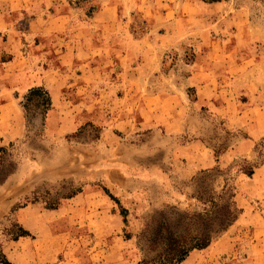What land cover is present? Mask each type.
<instances>
[{
  "label": "rangeland",
  "instance_id": "374dc122",
  "mask_svg": "<svg viewBox=\"0 0 264 264\" xmlns=\"http://www.w3.org/2000/svg\"><path fill=\"white\" fill-rule=\"evenodd\" d=\"M18 1L2 0L1 9L5 12L12 9L7 16L13 21L34 16L37 8L33 5L12 4L14 7H11V3ZM52 1H58L61 6L56 3L50 7L47 0L45 12L64 17L69 25L77 27L76 32L85 29L84 21L95 19L89 24L93 26L87 27L101 36L107 32L95 23L97 19H107L114 22L113 29L109 30L111 38L118 40V36L126 35L153 43L150 55L145 58L150 60V56L157 55L160 65L149 80L156 85L159 96L171 95L164 103L158 96L156 110L166 116L176 108L179 112L175 113L189 116V125L178 132H167L161 122L154 120L149 126L137 122L133 127L119 124L122 113L127 110L123 104H118L116 94L120 96V90L109 87L122 80L117 72L127 67L130 59L114 51L113 44L112 56L104 61L95 56L90 64L94 67L90 81L96 88L91 89L89 97L105 98L95 100L94 107L88 104L74 109L72 115H76L78 123L74 130L61 135L48 134L42 123V107L37 105L42 96L34 97L26 104L30 123L26 125L25 136L0 146L5 149L0 151V157L13 166L12 173L0 185V249L18 233L20 224L13 211L17 206L49 209L71 201L75 221L81 222L82 213L86 212L94 220V229L118 226L121 236L128 233L133 245L121 255L128 264H138L141 251L136 246L137 235L154 211L167 206L184 211L201 209L191 194L195 177L205 169L189 171V162L177 150L180 145L194 141L216 152L217 159L228 151L223 161L213 166L222 175L216 182L212 178L206 181L216 190L224 180L235 186L240 213L206 248L193 250L180 264H264V195L245 185L246 175L241 172L244 160L263 162L264 139L254 143L253 158L247 157L251 152L234 154L235 144L246 134L240 128L226 126L225 117L213 112L211 104L220 106L231 101L236 111L251 104H264V89L248 97L237 90L230 75L240 72L244 80L251 75L252 54L264 43V0H217L221 6L210 8L204 4L217 1L90 0V4L81 7L70 6L66 0ZM184 2L188 5L181 7ZM90 5L96 7L92 15H88ZM14 28L21 31L26 26L17 24ZM70 29L65 32L69 33ZM156 50L161 51L154 54ZM199 60L205 63L202 66L216 69L218 77L210 90L212 99L208 106L195 102L198 90L187 82L188 74ZM83 70L85 66L78 71ZM66 110L67 107L62 108L61 116ZM13 199L15 201L9 203ZM123 209L126 223L120 215ZM114 216L118 219L116 223ZM77 231L87 233L82 242L89 247L90 259L106 257L109 262L114 261L115 257L106 252L114 235L93 239L89 230L78 228Z\"/></svg>",
  "mask_w": 264,
  "mask_h": 264
},
{
  "label": "crops",
  "instance_id": "0c3cea01",
  "mask_svg": "<svg viewBox=\"0 0 264 264\" xmlns=\"http://www.w3.org/2000/svg\"><path fill=\"white\" fill-rule=\"evenodd\" d=\"M183 1L185 0L180 2ZM46 3L47 0H19L11 3V7H14L12 4H25L37 8L34 16L13 21L12 17H8L12 9L5 12L1 9V4L4 2L0 0V146L25 136L26 120L21 100L32 87H43L49 94L50 107L44 116V127L47 133L54 136L74 130L78 124L75 121L76 115H72L74 109L78 105L89 104L88 107H94L95 100L101 101L105 98L89 97L91 89L96 88V84L90 81L93 75L92 68H94L90 64L95 56H99L98 58H102L103 61L112 56L113 44L114 51H119L121 56L123 55L122 58L130 59L128 66L117 72L122 80L111 83L109 87L120 90V96L116 94L118 104H123L127 110V113H122L123 117L119 124L133 127L137 122L141 126H149L154 120L158 124L161 122L163 129L167 132L168 130L178 132L188 128L189 116L184 113L177 114L179 111L176 108L168 111L166 116L156 110L159 92L156 91V85L149 80V76L158 72L160 61L157 55L150 56V60L145 58L150 55L149 48L153 46V43L145 38H130L126 35L118 36V40L111 38L109 30L111 27L113 29L114 22L107 19H97L95 23L107 32L102 31L101 36L87 27L93 26L89 24L95 19L84 21L85 29L76 32L77 27L69 25V21L64 20V17L46 13L44 9ZM56 3L61 6L58 1L52 0L49 5L51 7ZM186 5L188 2L182 3L181 7ZM200 6L202 8V5ZM204 6L218 7L221 3L210 2ZM17 24L26 26V29L18 31L14 28ZM69 28L72 30L66 33L65 30ZM262 45L263 47L252 54L250 60L252 65H249L251 75H247L245 80L242 79L240 72L235 75L230 74L233 78L229 77V80L233 79L237 90L243 91V94L248 97L254 96L255 93L259 94L264 89V43ZM160 51L156 50L153 53L158 54ZM135 58L139 62L136 63ZM202 65L205 66L202 60L194 64L196 67L191 70L190 75L188 74L187 82L198 90L195 102L208 106L212 99L210 90L214 88L218 77L216 69ZM84 66L85 70L80 73L78 70ZM198 76H202V79H196ZM82 79L87 81L83 82ZM160 95H162L159 97L163 103L166 99H171L170 93ZM109 98L112 99L110 96ZM211 104L214 105L213 112L225 117L226 126L240 128L246 134L244 139L235 144L234 154L247 155L251 152L252 155L247 157L253 158L254 143L264 139V104H251L239 111H236L235 103L231 101L220 106L213 102ZM65 107H67L65 115L61 116L62 108ZM132 121L133 124H131ZM177 150L180 156L189 162V168L187 167L189 171L211 168L221 163L228 154L225 150L216 159L212 149L194 141L180 145ZM246 180L245 185L251 187L256 193L264 195V161L254 169L251 176H246ZM14 201L13 199L9 203ZM14 213L17 222L30 235L20 236L3 246V253L11 264L129 263L122 258L121 254L132 248V238L121 236L118 226L113 229L109 226H99L100 230L94 229V220L90 219L86 212L82 213L84 217L81 222L75 221L71 201L54 209L32 210L20 207ZM113 219L115 223L118 222L115 216ZM78 228L89 230L93 239L114 235L106 249V252L115 257L114 261L109 262L106 257L96 261L90 259L89 247L82 242L86 237L83 235L87 233L85 231L77 233Z\"/></svg>",
  "mask_w": 264,
  "mask_h": 264
},
{
  "label": "trees",
  "instance_id": "16d2710c",
  "mask_svg": "<svg viewBox=\"0 0 264 264\" xmlns=\"http://www.w3.org/2000/svg\"><path fill=\"white\" fill-rule=\"evenodd\" d=\"M66 2L73 7L90 4V0H66ZM95 10L96 7L90 5L88 15H92ZM40 96L42 99L37 105L42 107L43 123L44 116L50 107L48 92L43 87L37 86L30 88L22 97L21 106L26 125L30 123L26 104L31 102L32 98ZM4 150L0 149L1 152ZM214 154L217 159L216 152ZM260 162L251 163L244 160L245 166L241 168V172L246 176H251ZM12 169L13 166L0 157V185L12 173ZM220 175L222 172L213 167L202 170L195 177V187L191 197L200 204V210L184 211L175 206H167L150 215L144 228L137 235L136 246L141 251L138 264H180L193 250L206 248L216 236L224 232L237 219L240 209L235 201V186L227 183L226 180L218 190L211 188V184H207L206 179L212 178L216 182ZM212 187H214L213 183ZM103 189L114 200L108 190ZM120 215L123 223H126V210L123 209ZM17 230L18 233L11 240L30 235L21 225L17 226ZM124 237L130 238L131 236L125 233ZM0 264H11L2 249H0Z\"/></svg>",
  "mask_w": 264,
  "mask_h": 264
}]
</instances>
